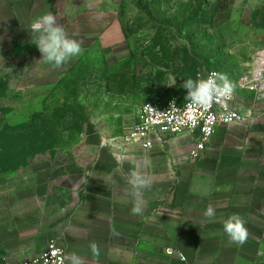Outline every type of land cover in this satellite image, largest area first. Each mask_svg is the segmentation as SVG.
Returning <instances> with one entry per match:
<instances>
[{
    "label": "crops",
    "instance_id": "crops-1",
    "mask_svg": "<svg viewBox=\"0 0 264 264\" xmlns=\"http://www.w3.org/2000/svg\"><path fill=\"white\" fill-rule=\"evenodd\" d=\"M88 3L0 0V63L19 59L36 74L61 68L42 60L30 30L49 12L82 49L90 35L102 49L121 43L117 20H105L114 12L103 9V0ZM238 101L249 102L256 118L217 127L197 158L191 156L197 133L166 137L147 151L135 145L122 151L109 143L121 134L101 126L91 127L74 158L34 162L0 194V264L40 257L53 243L66 251L68 264L72 253L84 264H264V100ZM137 167L152 186L143 190V213L133 215L134 201L125 193ZM209 204L214 222L203 215ZM233 214L245 221L242 245L223 231L222 221Z\"/></svg>",
    "mask_w": 264,
    "mask_h": 264
},
{
    "label": "rangeland",
    "instance_id": "rangeland-1",
    "mask_svg": "<svg viewBox=\"0 0 264 264\" xmlns=\"http://www.w3.org/2000/svg\"><path fill=\"white\" fill-rule=\"evenodd\" d=\"M93 2L94 0H88ZM123 40L89 48L55 74L19 59L0 63V194L39 160L67 161L91 127L123 135L136 106L160 97L186 101L184 80L216 70L235 84L264 51V0H103ZM176 82L167 86L169 77ZM249 103V102H248Z\"/></svg>",
    "mask_w": 264,
    "mask_h": 264
},
{
    "label": "built area",
    "instance_id": "built-area-1",
    "mask_svg": "<svg viewBox=\"0 0 264 264\" xmlns=\"http://www.w3.org/2000/svg\"><path fill=\"white\" fill-rule=\"evenodd\" d=\"M258 55L254 72L239 78L237 83L240 90L257 93L259 98L264 100V66L261 65L264 61V51ZM212 72L219 73L216 70H207L199 74L207 77ZM132 116L127 131L123 135L111 138L109 143L119 144L122 151L129 145L147 151L153 148L156 142H164L166 137L197 133L198 140L191 152V156L197 158L207 149L217 127L247 125L256 118V113L248 103L241 106L234 92L231 98L218 100L206 108L192 105L189 101L179 104L174 100L155 97L136 106ZM167 253L176 254L173 249H168ZM22 264H68V256L63 248L53 243L47 245L40 257H33Z\"/></svg>",
    "mask_w": 264,
    "mask_h": 264
},
{
    "label": "clouds",
    "instance_id": "clouds-1",
    "mask_svg": "<svg viewBox=\"0 0 264 264\" xmlns=\"http://www.w3.org/2000/svg\"><path fill=\"white\" fill-rule=\"evenodd\" d=\"M92 7V3L87 5ZM30 30L35 36L34 42L42 55L45 63L55 68H60L67 64L71 59L78 57L83 49L81 42L71 38L65 31L64 26L58 23V16L52 12L36 17L30 24ZM176 78L170 76L167 86H172ZM187 90L185 97L192 105L208 107L218 100H227L231 98L235 90V84L229 80L226 74L216 72L203 77L198 73L196 79L188 78L181 85ZM147 106V105H146ZM130 190L126 195L130 196L134 203L131 209L133 215H140L144 211V201L142 199L143 190L150 189L152 179L139 167L130 173L128 179ZM216 209L209 204L203 215L209 221H215ZM223 231L234 243L243 244L247 240L248 232L245 227V221L239 215L233 214L222 221ZM91 251L98 255V247L95 242L90 245ZM71 264H84L81 257L75 253L71 254Z\"/></svg>",
    "mask_w": 264,
    "mask_h": 264
},
{
    "label": "bare ground",
    "instance_id": "bare-ground-1",
    "mask_svg": "<svg viewBox=\"0 0 264 264\" xmlns=\"http://www.w3.org/2000/svg\"><path fill=\"white\" fill-rule=\"evenodd\" d=\"M261 65H263V66H264V61H262V62H261Z\"/></svg>",
    "mask_w": 264,
    "mask_h": 264
}]
</instances>
